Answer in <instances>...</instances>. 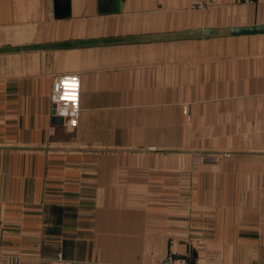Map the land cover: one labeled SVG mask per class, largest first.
Returning <instances> with one entry per match:
<instances>
[{"label":"crops","instance_id":"obj_1","mask_svg":"<svg viewBox=\"0 0 264 264\" xmlns=\"http://www.w3.org/2000/svg\"><path fill=\"white\" fill-rule=\"evenodd\" d=\"M196 1L0 0L3 264H264V2Z\"/></svg>","mask_w":264,"mask_h":264},{"label":"built area","instance_id":"obj_2","mask_svg":"<svg viewBox=\"0 0 264 264\" xmlns=\"http://www.w3.org/2000/svg\"><path fill=\"white\" fill-rule=\"evenodd\" d=\"M247 2H264V0H244ZM204 1L198 0L196 4L204 7ZM74 85V86H73ZM81 77L78 73H67L55 77L52 85L51 102L53 113L61 118L63 124L69 130L79 126L81 116ZM68 93V94H65ZM0 237V243H1ZM0 264H3L0 260ZM160 264H192L185 257L175 254H168Z\"/></svg>","mask_w":264,"mask_h":264},{"label":"rangeland","instance_id":"obj_3","mask_svg":"<svg viewBox=\"0 0 264 264\" xmlns=\"http://www.w3.org/2000/svg\"><path fill=\"white\" fill-rule=\"evenodd\" d=\"M202 1L205 2L204 3V7H201L200 8L199 5L196 4V2H195V7L196 8H199V9H205V8H208V7H212L213 6L212 3H211V1H206V0H202ZM187 111L188 110L185 107L184 112H185V115L187 117V120L189 121V116H188ZM214 148H219V147H207V146H203V147H200L198 150L196 149V150L190 151V152H193L192 155H194L193 156V161L199 162V163H210V164L211 163H218L220 160L223 159V157L229 155V153H224L220 149L219 150H214ZM169 254H173V253H169ZM164 259H165V257L158 264H160Z\"/></svg>","mask_w":264,"mask_h":264},{"label":"water","instance_id":"obj_4","mask_svg":"<svg viewBox=\"0 0 264 264\" xmlns=\"http://www.w3.org/2000/svg\"><path fill=\"white\" fill-rule=\"evenodd\" d=\"M231 32L233 35L264 34V24L234 27Z\"/></svg>","mask_w":264,"mask_h":264},{"label":"clouds","instance_id":"obj_5","mask_svg":"<svg viewBox=\"0 0 264 264\" xmlns=\"http://www.w3.org/2000/svg\"><path fill=\"white\" fill-rule=\"evenodd\" d=\"M74 86V85H73ZM65 94H68V93H65Z\"/></svg>","mask_w":264,"mask_h":264}]
</instances>
